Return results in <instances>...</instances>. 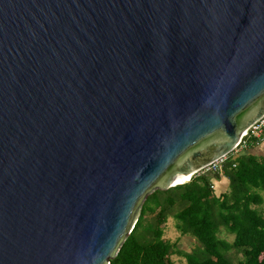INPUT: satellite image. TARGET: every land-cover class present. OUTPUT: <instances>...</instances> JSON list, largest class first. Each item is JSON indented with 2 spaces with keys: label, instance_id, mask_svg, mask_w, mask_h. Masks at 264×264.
<instances>
[{
  "label": "water",
  "instance_id": "obj_1",
  "mask_svg": "<svg viewBox=\"0 0 264 264\" xmlns=\"http://www.w3.org/2000/svg\"><path fill=\"white\" fill-rule=\"evenodd\" d=\"M263 116L264 0H0V264H110Z\"/></svg>",
  "mask_w": 264,
  "mask_h": 264
},
{
  "label": "trees",
  "instance_id": "obj_2",
  "mask_svg": "<svg viewBox=\"0 0 264 264\" xmlns=\"http://www.w3.org/2000/svg\"><path fill=\"white\" fill-rule=\"evenodd\" d=\"M246 141L247 147L228 155L218 172L204 170L189 183L148 195L134 229L110 264H173L174 254L183 255L186 264H264V157L253 154L255 143ZM221 180L229 186L218 193ZM171 216L181 237L197 241L192 252L180 251L177 242L164 239ZM222 228L234 236L232 242L218 236ZM232 251L241 255L237 263Z\"/></svg>",
  "mask_w": 264,
  "mask_h": 264
},
{
  "label": "rangeland",
  "instance_id": "obj_3",
  "mask_svg": "<svg viewBox=\"0 0 264 264\" xmlns=\"http://www.w3.org/2000/svg\"><path fill=\"white\" fill-rule=\"evenodd\" d=\"M261 194L264 198V192H261ZM261 208L264 212V204L261 206ZM218 236L228 240L229 242H232L234 239V236L229 235L224 228L221 229L220 233H218ZM164 239L170 241L171 243L177 242L179 250L183 252L190 253L198 245L197 241L193 238L181 237L179 231L176 228V220L172 216L166 220V224L164 226ZM230 255L235 263H237V261L241 259V255L237 254L235 251H232ZM171 261L173 262V264H186L185 257L179 254L172 255Z\"/></svg>",
  "mask_w": 264,
  "mask_h": 264
},
{
  "label": "built area",
  "instance_id": "obj_4",
  "mask_svg": "<svg viewBox=\"0 0 264 264\" xmlns=\"http://www.w3.org/2000/svg\"><path fill=\"white\" fill-rule=\"evenodd\" d=\"M249 139V142L255 143L256 146H260L264 142V116L254 123L244 134L239 146L233 151V152H239L247 147V141ZM226 157H223L211 165H209L205 171H212V172H218L220 168L223 166ZM204 171V170H203Z\"/></svg>",
  "mask_w": 264,
  "mask_h": 264
},
{
  "label": "crops",
  "instance_id": "obj_5",
  "mask_svg": "<svg viewBox=\"0 0 264 264\" xmlns=\"http://www.w3.org/2000/svg\"><path fill=\"white\" fill-rule=\"evenodd\" d=\"M249 149V148H247ZM253 154L259 156V157H264V142L260 146H256L253 149L250 150ZM248 152V151H247ZM228 182L227 180H221L219 184H217V192L223 193L227 191L228 189ZM219 189V191H218Z\"/></svg>",
  "mask_w": 264,
  "mask_h": 264
},
{
  "label": "bare ground",
  "instance_id": "obj_6",
  "mask_svg": "<svg viewBox=\"0 0 264 264\" xmlns=\"http://www.w3.org/2000/svg\"><path fill=\"white\" fill-rule=\"evenodd\" d=\"M189 179H190V177L189 176H186V177H184V178L176 181V183H183L184 181L189 180Z\"/></svg>",
  "mask_w": 264,
  "mask_h": 264
}]
</instances>
